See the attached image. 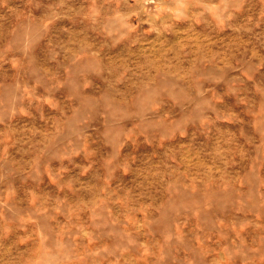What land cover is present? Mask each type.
Instances as JSON below:
<instances>
[{
  "label": "clouds",
  "instance_id": "1",
  "mask_svg": "<svg viewBox=\"0 0 264 264\" xmlns=\"http://www.w3.org/2000/svg\"><path fill=\"white\" fill-rule=\"evenodd\" d=\"M0 264H264V0H0Z\"/></svg>",
  "mask_w": 264,
  "mask_h": 264
}]
</instances>
